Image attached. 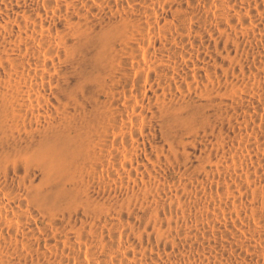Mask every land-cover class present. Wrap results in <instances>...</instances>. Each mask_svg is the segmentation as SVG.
Wrapping results in <instances>:
<instances>
[{"label": "bare ground", "instance_id": "obj_1", "mask_svg": "<svg viewBox=\"0 0 264 264\" xmlns=\"http://www.w3.org/2000/svg\"><path fill=\"white\" fill-rule=\"evenodd\" d=\"M0 264H264V0H0Z\"/></svg>", "mask_w": 264, "mask_h": 264}]
</instances>
